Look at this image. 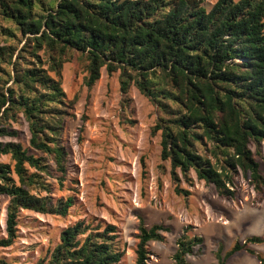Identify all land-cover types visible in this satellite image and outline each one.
<instances>
[{"label": "trees", "instance_id": "trees-1", "mask_svg": "<svg viewBox=\"0 0 264 264\" xmlns=\"http://www.w3.org/2000/svg\"><path fill=\"white\" fill-rule=\"evenodd\" d=\"M0 16L10 42L0 47V138L17 136L11 125L19 116L29 136L28 148L0 141V159H9L0 161V195L8 197L0 248L14 244L21 211L65 217L74 205L70 197H52L48 181L61 186L65 175L59 137L73 101L61 88L64 63L84 73L88 89L102 69L118 73L121 94L134 86L154 107L151 132H159L160 159L169 163L176 194H186L177 171L185 181L193 172L225 199L234 198L241 176L263 200L255 157L264 151V0H217L209 9L201 0H0ZM168 231L140 218L134 264H147L148 243L162 242ZM202 243L183 231L170 264H191L187 256ZM258 245L264 236L235 241L224 253L218 245L214 264L240 253L264 264L251 249ZM122 259L113 225L78 220L34 264Z\"/></svg>", "mask_w": 264, "mask_h": 264}, {"label": "rangeland", "instance_id": "rangeland-1", "mask_svg": "<svg viewBox=\"0 0 264 264\" xmlns=\"http://www.w3.org/2000/svg\"><path fill=\"white\" fill-rule=\"evenodd\" d=\"M201 1L209 9L217 0ZM0 26H7L1 16ZM4 38L0 29V47L10 43ZM39 56L45 62L46 57ZM60 76L66 99L73 101L59 137L66 153L65 175L61 186L54 177L48 181L52 197H70L74 205L65 217L21 211L17 238L11 247L0 248V264L36 263L57 244L60 231L78 220L113 225L117 245L123 251L122 264H134L140 218L147 227L159 224L169 230L162 233V242L148 243L147 264H170L175 240L183 231L203 239L187 256L191 264H214L218 245L224 253L235 241L264 236V198L259 199L241 176L233 199L219 197L193 172L188 175L190 181H185L177 171L178 186L186 194L174 192L169 163L160 159L159 132H151L155 109L134 86L121 94L118 73L108 75L102 69L90 89L83 83L84 73L73 63H64ZM11 126L17 136L0 141L28 148L24 120L19 116ZM255 158L264 175V151ZM0 161L8 163V156ZM7 203L8 197L0 195V238L5 236ZM251 249L264 257V245ZM226 264L259 263L240 253Z\"/></svg>", "mask_w": 264, "mask_h": 264}]
</instances>
